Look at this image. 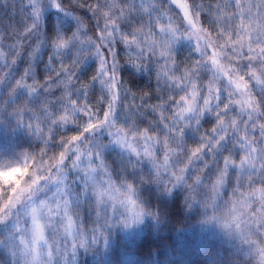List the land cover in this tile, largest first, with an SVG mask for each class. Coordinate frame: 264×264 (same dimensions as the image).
Masks as SVG:
<instances>
[{"label":"snow or ice","instance_id":"6c2138e0","mask_svg":"<svg viewBox=\"0 0 264 264\" xmlns=\"http://www.w3.org/2000/svg\"><path fill=\"white\" fill-rule=\"evenodd\" d=\"M0 8V264H264V0Z\"/></svg>","mask_w":264,"mask_h":264},{"label":"trees","instance_id":"16d2710c","mask_svg":"<svg viewBox=\"0 0 264 264\" xmlns=\"http://www.w3.org/2000/svg\"><path fill=\"white\" fill-rule=\"evenodd\" d=\"M0 15H3L2 8H0ZM48 17L49 22L55 18V13L51 9L49 10ZM184 54L186 55V52ZM133 82L143 86V84L146 83V80L136 76ZM20 143H22V141L5 137L3 131L0 130V148L10 151L11 149L16 148ZM153 244H156L161 249V251L157 254L159 257L157 264H167V260L173 256V248L177 245H179L184 253L190 257L193 264H203V261L208 258L209 251L216 252L221 255L225 254V250L216 241L202 243L201 239L193 233L181 236L172 231L163 232L158 236L152 235L146 231L141 238L134 242L132 247L141 251H147ZM116 248L118 252H123V248L120 246L119 242H117ZM122 256L125 260V264H127L128 261L135 260H140L142 264H146L145 258L140 254L123 255L122 253Z\"/></svg>","mask_w":264,"mask_h":264},{"label":"clouds","instance_id":"9594fccd","mask_svg":"<svg viewBox=\"0 0 264 264\" xmlns=\"http://www.w3.org/2000/svg\"><path fill=\"white\" fill-rule=\"evenodd\" d=\"M5 135V137H9L7 134H4ZM9 138H12V139H15L16 140V138L13 136V137H9ZM146 233V230L145 229H142L141 230V235H144Z\"/></svg>","mask_w":264,"mask_h":264}]
</instances>
